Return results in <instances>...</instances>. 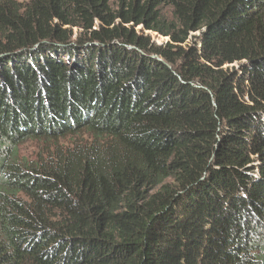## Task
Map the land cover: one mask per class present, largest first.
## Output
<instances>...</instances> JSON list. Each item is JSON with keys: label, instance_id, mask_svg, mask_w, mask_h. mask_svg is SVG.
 I'll use <instances>...</instances> for the list:
<instances>
[{"label": "trees", "instance_id": "16d2710c", "mask_svg": "<svg viewBox=\"0 0 264 264\" xmlns=\"http://www.w3.org/2000/svg\"><path fill=\"white\" fill-rule=\"evenodd\" d=\"M0 264H264V0H0Z\"/></svg>", "mask_w": 264, "mask_h": 264}, {"label": "rangeland", "instance_id": "374dc122", "mask_svg": "<svg viewBox=\"0 0 264 264\" xmlns=\"http://www.w3.org/2000/svg\"><path fill=\"white\" fill-rule=\"evenodd\" d=\"M19 2L27 3L29 0H17ZM17 21L19 22H26V19H17L14 18L12 22L15 24ZM36 28L39 27L38 22L33 23ZM128 27L131 28V25H127ZM51 29H57L60 27V24L58 21H53L51 24ZM96 27L99 28L101 27V24L97 22ZM11 28H9L10 31ZM67 32L71 36V41L75 42L78 40L85 41L86 40V32L82 29H71V28H66ZM137 32L141 33L142 29L140 27L136 28ZM145 35L150 36L154 42L157 44H166L169 39L162 37L156 33H153L151 31H145ZM88 38V37H87ZM89 141L86 137H69L66 139H62L59 141H29L25 143L23 146L20 148V155L22 158H25L29 161H36L39 159H47L49 157H53L58 150L60 151H67L70 148H73L75 143L79 144H87Z\"/></svg>", "mask_w": 264, "mask_h": 264}, {"label": "water", "instance_id": "95a60500", "mask_svg": "<svg viewBox=\"0 0 264 264\" xmlns=\"http://www.w3.org/2000/svg\"><path fill=\"white\" fill-rule=\"evenodd\" d=\"M48 42V41H47ZM49 43V42H48Z\"/></svg>", "mask_w": 264, "mask_h": 264}]
</instances>
